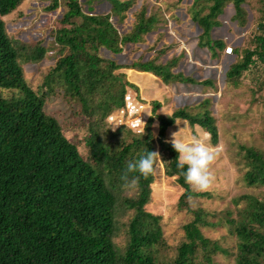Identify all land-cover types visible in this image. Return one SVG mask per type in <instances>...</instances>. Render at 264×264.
<instances>
[{
	"label": "trees",
	"instance_id": "16d2710c",
	"mask_svg": "<svg viewBox=\"0 0 264 264\" xmlns=\"http://www.w3.org/2000/svg\"><path fill=\"white\" fill-rule=\"evenodd\" d=\"M24 1L0 0V264H156V249L164 245L159 217L145 210L152 190L155 192L154 172L140 179L133 197L119 196L124 188L120 177L127 162L146 150L160 153L164 176L175 178L182 190L177 207L192 217L182 226L183 240L168 264H213L212 256L225 254V250L216 241L204 238L200 228L215 224L204 221L201 209L189 210L186 202L209 195L191 191L183 170L177 167L178 154L165 142L166 129L175 119H184L190 126L200 127L215 145L217 130L210 114L203 111L190 115L178 110L168 118L155 116L156 137L151 131L152 118L148 117L139 135L116 145L120 130L111 131L105 121L111 108L125 107L126 88L136 91L123 74L115 73L118 70L152 71L164 83L193 82L189 77L170 73L174 59L163 66L153 62L117 65L98 54L104 49L117 55L122 46L140 42L142 35L153 28L155 17H145L141 10L132 31L120 34L111 20L122 21L131 6L129 0H107L111 12L106 14H94L92 5L99 0H47L46 12L63 9L51 45L27 46L10 39L3 21ZM246 1L190 2L189 18L200 29L197 46L206 48L211 58H217L225 47L221 40L209 39L211 29L219 26L217 16L229 3L233 9L231 20L244 26L246 13L242 6L248 4ZM254 5L251 46L232 48L239 60L229 66L225 77L233 86L250 68L259 66L264 71V0H254ZM204 9L206 13H202ZM51 49L56 54L53 66L43 75L38 88L32 90L25 81L22 63L37 64ZM3 91L8 94L3 96ZM56 94L76 104L69 126L88 129L89 157L77 153L79 139L66 141L59 122L45 114V101ZM158 108L154 103L152 115ZM126 133L132 136L129 129ZM239 149L246 186H264V154L250 147ZM240 202L242 207H238ZM233 203L236 216L230 218L226 213L225 222L229 234L236 239L234 264H264V202L244 195ZM117 205L132 211L127 242L121 251L112 242ZM198 256L200 261L196 263Z\"/></svg>",
	"mask_w": 264,
	"mask_h": 264
},
{
	"label": "rangeland",
	"instance_id": "374dc122",
	"mask_svg": "<svg viewBox=\"0 0 264 264\" xmlns=\"http://www.w3.org/2000/svg\"><path fill=\"white\" fill-rule=\"evenodd\" d=\"M129 1H131V6L124 13L122 21L115 23V19L112 18L111 22L120 34L130 33L136 20V14L142 10L145 17L152 15L158 23L156 27H159L160 32L157 33L155 41L150 42L149 36L141 37L139 44L143 45L139 47L131 44L122 46V53L119 57L111 55L104 49H100L98 54L119 64H128L134 61L137 56H139V62L150 60L155 62L156 65H165L164 63L169 62V60L175 59L174 68L178 64L182 68L183 62L179 61L182 55L177 57L178 52H175L177 45L174 41L179 38V32L172 26L170 30L169 22L171 20L179 24L184 20V16L186 20L190 19L188 15H191L189 4L192 0ZM246 3L248 4L242 6L246 13L244 26L240 27L231 20L233 9L231 4L227 3L223 7L222 13L216 18L219 26L211 29L209 39L221 40L224 46L230 45L232 48L239 50L249 48L256 11L254 0H247ZM48 4L49 1L47 0H25L22 2L14 12L3 18L5 33L10 39L24 45L32 46L35 43H40L42 47L49 48L53 39L52 33L58 27L63 9L59 7L53 12H46L45 9ZM92 7L94 14H106L111 10L110 3L107 0H99L97 3H93ZM176 9L182 11L173 12ZM83 12L85 13L84 8ZM202 13H206V9ZM196 33L199 35L198 29ZM167 34L172 37L171 42H168L170 40ZM162 36L163 38L166 36L168 39L167 48H163L165 45H159ZM176 41L178 42V40ZM168 47L171 51L166 57L164 52L168 50ZM137 50L138 52H136ZM207 52L209 51L207 50ZM149 54H151V58ZM55 55L51 49L45 58L37 64L22 63L25 81L32 90L38 88L43 75L53 66ZM221 56L222 54H218L217 58H211L218 60L216 70H214V66H209L205 68L207 73L195 70L189 74L196 81H209L210 85L207 87L200 85L197 89H193L194 94L201 96V98H196V102H199L200 105L192 111L187 108H184V111L194 115L203 113V111L210 114L217 130V143L215 145H222L223 151L211 167V171L215 176V183L211 189L205 192H196L188 185L193 193H207L209 197H192L187 199L186 202L189 210L201 209L204 212V221L215 224L213 227L200 228V233L204 238L208 241H216L225 250V254L217 253L213 255L212 263L234 264L236 239L228 232V226L225 222L226 213L230 214V218H235L236 207L233 200L244 195H251L264 202V186L247 187L243 181L245 165L239 149L240 146L250 147L264 154V71L259 66L250 68L238 78L237 86H233L225 75L229 66L238 61L239 58L235 57L233 53L231 56L224 58ZM176 69L180 71V68L177 67ZM199 69H202L201 66ZM187 73L185 72V74ZM7 94L8 92H2L3 96ZM125 99L127 105H130L127 96ZM43 109L45 114L52 116L59 122L65 132L76 129L69 126V123L73 121V111L76 110V104L63 99L61 94H56L46 100ZM136 109V107H129L127 113L125 107L122 111L112 108L108 111L105 119L107 127L111 131L120 130L114 145L121 140H127L129 137H135L141 133L142 125L138 123V120L140 119L143 123L142 118L144 119V117L141 115L137 118ZM126 129H130V135L132 136L126 133ZM193 136L211 144L208 135L203 138V136L191 133L189 138L191 139ZM76 139L78 137H74L72 140ZM154 174L157 179L153 175V183H156L155 192L152 190L145 210L159 217L164 245L156 249V264H168L175 256L176 247L183 240L182 226L189 223L192 217L187 210L178 209L177 199L182 190L176 185L175 178H167L163 175V163L157 162ZM134 195V188L125 187L119 194L120 198L133 197ZM242 205L243 202H240L238 207H242ZM131 216L132 211H126L120 205H117L112 242L120 251L127 242V224ZM198 261H200V256H198L196 263Z\"/></svg>",
	"mask_w": 264,
	"mask_h": 264
},
{
	"label": "crops",
	"instance_id": "0c3cea01",
	"mask_svg": "<svg viewBox=\"0 0 264 264\" xmlns=\"http://www.w3.org/2000/svg\"><path fill=\"white\" fill-rule=\"evenodd\" d=\"M162 12V9H160ZM179 9L174 10L173 12H178ZM179 11H182L181 9ZM163 13V12H162ZM149 16V15H148ZM115 19V18H113ZM154 25L153 28L147 32L146 34L142 35L144 36H149L150 42L155 41V37L157 36V33L160 32L158 23L156 19H154ZM170 30L171 26L176 28V30L179 32V38L175 39L174 41L176 42L175 45L176 49L175 52L177 51V57L182 55L180 62H183L182 68L180 67V64H178L175 68L170 69V73L172 75H179L184 78L189 77L192 79L193 82L191 83H181V82H168L164 83L162 79L159 76H156L153 74L152 71L144 72V71H139L136 69H121L116 71V74H123L125 77V80L133 85V87L136 89L132 90L130 88H126V93L125 97L127 96V100L130 101V105H127V101L125 100L126 106L125 107H136L139 104V101L143 103L142 105V110L139 112L137 110L136 116L143 115L144 117L143 123L148 117L152 118V124H151V131L153 134V137H156L157 135V130H158V123L155 119V116H162L164 118H168L173 112L178 111V110H184V108L189 109V111H192L195 109L199 104V102H196V98H201V96L194 94L193 89H197L198 86H209L210 84H201L203 81H196L195 79L192 78L189 74L192 71L198 70L199 72L207 73L205 69L206 67H211L214 66V70L217 67L218 60L216 59H211L210 57V52H207L206 48H199L197 46V39L198 35L197 33L195 34L196 30L198 29L200 32V29L198 26L191 21V19H187L184 16V20L177 24L175 21L170 20ZM171 32V31H170ZM169 34V33H168ZM168 38L170 41H168L167 37L162 36L161 41L159 42V45H165L163 48H167V41L171 42L172 37H170L169 34ZM178 40V42L176 41ZM141 42V41H140ZM140 42L136 44H131L133 46L139 47ZM130 45V44H126ZM169 46V45H168ZM170 48L168 47V50L164 52L166 54L165 56L168 57L170 54ZM107 52V51H106ZM138 52V50L136 51ZM122 53V52H121ZM120 54L114 55L116 57L121 56ZM138 55L140 54L137 53ZM174 54V53H173ZM222 54V58L226 57L225 55ZM149 57L151 58V54H149ZM149 58V59H150ZM139 56L135 58L134 61H131L128 64H119L115 62L117 65H129L132 63H149L153 61H146V62H139L138 61ZM173 60V59H171ZM175 60V59H174ZM170 61V60H169ZM154 65H156L155 62H153ZM179 63V62H178ZM164 64H167L164 63ZM176 64V61H175ZM163 66V65H161ZM201 66L202 69H199ZM180 68L178 69L176 68ZM188 68V70H186ZM185 72H188L185 74ZM175 73V74H174ZM198 75V74H197ZM172 83V84H171ZM208 83V82H207ZM189 84V85H187ZM191 85V86H190ZM197 93V92H196ZM130 97V98H129ZM135 97H138L136 100ZM132 102V103H131ZM154 103H157L159 105V108L155 111V113L152 115V106ZM129 104V103H128ZM128 108H125L126 113L128 112ZM122 111V110H119ZM187 113V112H186ZM190 114V113H187ZM125 115V114H124ZM194 115V114H190ZM142 127V126H141ZM130 130V129H129ZM142 131V130H141ZM179 132V137L181 139H184L185 141L189 140L190 134L195 133L200 136H207V133H205L200 127L194 125L190 126L188 122L184 119H175L173 123L171 124L170 127H168L165 131V142L170 143L171 138L174 133ZM171 144V143H170ZM160 155V153H159ZM161 158V155H160ZM162 170V168H161ZM159 172V171H158ZM164 175V174H163ZM155 177V175H154ZM156 179V178H155ZM157 180V179H156Z\"/></svg>",
	"mask_w": 264,
	"mask_h": 264
},
{
	"label": "clouds",
	"instance_id": "9594fccd",
	"mask_svg": "<svg viewBox=\"0 0 264 264\" xmlns=\"http://www.w3.org/2000/svg\"><path fill=\"white\" fill-rule=\"evenodd\" d=\"M145 128V124L138 120ZM115 130V129H113ZM90 135L87 128L70 129L63 133L66 141L78 137L80 143L76 151L81 157H89L91 147L87 144L86 138ZM179 132L174 133L171 138V145L177 156V167L182 171L185 182L196 192H205L211 189L215 183V176L211 167L217 157L223 151L222 145H211L193 136L185 141L178 138ZM157 162L163 163L158 152H149L139 155L137 159L129 160L125 166L120 179L125 188H136L141 178L147 179L155 170ZM186 169V170H185Z\"/></svg>",
	"mask_w": 264,
	"mask_h": 264
},
{
	"label": "built area",
	"instance_id": "2783aa9c",
	"mask_svg": "<svg viewBox=\"0 0 264 264\" xmlns=\"http://www.w3.org/2000/svg\"><path fill=\"white\" fill-rule=\"evenodd\" d=\"M223 55L225 56H231L232 55V47L230 45H226L224 48H223V51H222ZM142 105H144L143 103H141L139 101V104L136 106V110H138L139 112L142 110ZM126 106V104H125ZM126 108V107H125ZM208 135V134H207Z\"/></svg>",
	"mask_w": 264,
	"mask_h": 264
}]
</instances>
